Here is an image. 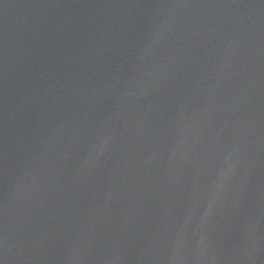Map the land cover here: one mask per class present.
Returning a JSON list of instances; mask_svg holds the SVG:
<instances>
[{
    "label": "water",
    "instance_id": "95a60500",
    "mask_svg": "<svg viewBox=\"0 0 264 264\" xmlns=\"http://www.w3.org/2000/svg\"><path fill=\"white\" fill-rule=\"evenodd\" d=\"M0 264H264V0H0Z\"/></svg>",
    "mask_w": 264,
    "mask_h": 264
}]
</instances>
